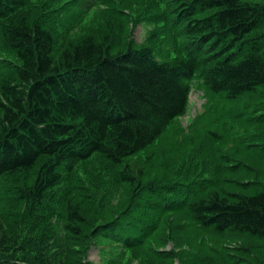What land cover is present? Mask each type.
Instances as JSON below:
<instances>
[{
    "label": "trees",
    "instance_id": "trees-1",
    "mask_svg": "<svg viewBox=\"0 0 264 264\" xmlns=\"http://www.w3.org/2000/svg\"><path fill=\"white\" fill-rule=\"evenodd\" d=\"M182 1L176 18L188 38L187 54L171 62L154 45L123 47L110 34L61 46L56 18H29L20 14L25 0H0V53L8 55L0 58V177L11 176L16 184L15 220L5 217L0 225V264H83L77 247L90 230L125 249L151 236L164 214L156 212L161 195L152 180L161 159L149 155L138 167L130 163L120 171L117 181L132 186L137 200L114 222L105 214L117 187L101 199L104 208L91 195L76 200L70 181L77 165L95 155L122 165L154 146L185 112L198 73L206 109L218 125L205 131L222 143L216 115H234L244 131L232 137L226 129L227 140L245 150L260 148L263 154L256 151L255 158L264 162V136L252 132L264 126V2ZM72 4L67 13L87 12L95 1ZM172 137L168 156L178 160L187 142ZM249 170V179L237 182L241 186L233 192L213 188L205 194L207 185L196 182L198 199L187 206L193 220L217 234L264 243V169ZM19 234L25 242L20 248L33 249L32 260L5 259ZM219 258L222 264L258 262L252 254Z\"/></svg>",
    "mask_w": 264,
    "mask_h": 264
},
{
    "label": "rangeland",
    "instance_id": "rangeland-1",
    "mask_svg": "<svg viewBox=\"0 0 264 264\" xmlns=\"http://www.w3.org/2000/svg\"><path fill=\"white\" fill-rule=\"evenodd\" d=\"M80 1L83 0H25L26 7L20 14L29 18L46 19L48 15L56 18L55 33L61 46L88 37L102 41L106 34H110L117 40L122 39L123 47L128 43L154 45L160 57L171 62L186 57L188 38L182 33V25L176 18L182 0H94L95 6L87 12L78 10L76 13H67L71 3L72 8ZM6 57V53H0V58ZM207 105L205 85L198 73L192 81L185 112L172 122L166 134L154 146L122 165H115L99 155L77 165L70 181L76 200L91 195L106 208V203L101 199L112 188L119 189L113 208L105 214L108 220L114 222L126 215L137 200L132 186L117 181L120 171L130 163L138 167L137 162H145L149 155L162 160L160 174L156 173L152 178L161 195L156 212L160 214L164 210L158 229L135 249L123 248L116 239L108 243L96 238L90 230L80 240L78 247L83 264H222L220 256L237 259L242 254L255 255L258 258L255 264H264L262 241L233 233L217 234L199 226L188 212V203L198 199L193 191L196 182L203 181V185H207L205 194L213 188L224 193L233 192L241 186L237 182L249 179V167L253 166L259 171L264 169V162L255 158V153L263 154L260 148L256 149L257 152L255 149L245 150L241 145L227 140L229 134L225 132L226 129H230L232 137L244 131L236 123L238 120L234 115H216L222 123L217 128L224 136L222 143L216 142L205 131L218 126L211 111L206 109ZM202 114H205L204 120L196 126V120ZM252 132L264 136V126H255ZM172 135L178 143L187 142V148L178 160V155L168 156V143L173 141ZM196 135L200 139H196ZM231 165H235L234 168H230ZM225 167L229 168L225 170ZM14 190L16 184L13 177H0V225L6 223V218L15 220ZM19 235V244L13 250L11 248V253L5 259L15 256L32 260L33 249L29 247L26 251L22 250L20 245L25 243L24 235Z\"/></svg>",
    "mask_w": 264,
    "mask_h": 264
},
{
    "label": "bare ground",
    "instance_id": "bare-ground-1",
    "mask_svg": "<svg viewBox=\"0 0 264 264\" xmlns=\"http://www.w3.org/2000/svg\"><path fill=\"white\" fill-rule=\"evenodd\" d=\"M187 15V14H186ZM138 238V237H137ZM78 248V247H77ZM4 249V248H3Z\"/></svg>",
    "mask_w": 264,
    "mask_h": 264
}]
</instances>
